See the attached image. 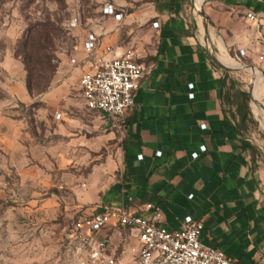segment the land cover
<instances>
[{"label":"crops","instance_id":"1","mask_svg":"<svg viewBox=\"0 0 264 264\" xmlns=\"http://www.w3.org/2000/svg\"><path fill=\"white\" fill-rule=\"evenodd\" d=\"M106 2L121 19L99 8L97 21L81 28L78 42L60 53L61 83L54 93L67 97L72 86L80 93L81 74L94 69V55L86 57L82 48L89 31L102 45L118 54L132 53L152 70L135 91L121 130L96 111L98 126L118 135L119 172L98 194L94 183L78 191L69 226L103 207L137 210L152 204L168 228L178 227L186 215L202 222L203 241L222 249L235 264H264V176L250 150L241 147L240 136L228 128L220 99L221 68L209 55L210 49L218 58L224 54L232 67L248 66L245 60L256 63L263 40L245 13L262 9L264 0H202L198 8L204 18L195 0L190 5L187 0ZM155 21L157 28L152 27ZM238 48L248 52L241 62L236 60ZM10 91L20 99L28 95L22 83ZM106 237L110 253L131 256L136 240L127 229L112 226L99 233Z\"/></svg>","mask_w":264,"mask_h":264},{"label":"rangeland","instance_id":"2","mask_svg":"<svg viewBox=\"0 0 264 264\" xmlns=\"http://www.w3.org/2000/svg\"><path fill=\"white\" fill-rule=\"evenodd\" d=\"M106 1L0 0V264H70L63 236L78 191L94 183L98 194L118 175L117 133L98 126V112L85 106L76 86L67 97L54 93L61 83L60 53L78 42L81 28L97 21ZM75 13L81 24L68 30ZM245 62L262 74L254 97L264 104V72L257 62ZM235 76L248 91L253 74L242 70ZM28 78L45 90L29 92ZM18 83L25 99L10 91ZM249 106L255 124L247 135L264 176V115L260 109L256 114L251 97Z\"/></svg>","mask_w":264,"mask_h":264},{"label":"built area","instance_id":"3","mask_svg":"<svg viewBox=\"0 0 264 264\" xmlns=\"http://www.w3.org/2000/svg\"><path fill=\"white\" fill-rule=\"evenodd\" d=\"M102 12L120 20L121 13L115 12L112 4L105 2ZM245 18L256 28L263 40L261 49L255 54V60L264 72V7L258 11H246ZM80 25V15L73 14L67 29L72 30ZM157 28L158 22H152ZM86 57L94 55V69L84 72L79 78V90L85 106L100 112L121 130L125 114L134 105V93L141 80L151 73L152 67L138 62L128 52L118 54L108 45H102L96 34L87 32L82 41ZM248 56L244 48H238L236 60L241 62ZM75 63V59L70 60ZM192 89L193 84L189 83ZM193 98L194 93H188ZM205 128V124L200 125ZM205 150V145L199 147ZM161 152L157 151L156 155ZM198 152L191 154L196 158ZM138 159L142 154L137 155ZM192 197V194L189 195ZM163 213L152 204H145L134 210L127 207L107 206L89 211L75 219L64 231V253L70 264H235V260L222 249L205 243L202 239L203 224L191 215L182 218L179 226L168 228L163 223ZM118 226L129 231L136 243L130 247L128 259L118 257L108 251V238H99L102 230Z\"/></svg>","mask_w":264,"mask_h":264},{"label":"trees","instance_id":"4","mask_svg":"<svg viewBox=\"0 0 264 264\" xmlns=\"http://www.w3.org/2000/svg\"><path fill=\"white\" fill-rule=\"evenodd\" d=\"M28 55L29 54H27L25 58L26 67L27 61L29 60V58H27ZM213 64L219 68L217 65H215V63ZM220 70V99L222 104V112L224 113V116L227 120L228 128L234 130L240 136L241 147L243 149L250 150L251 159L255 161L254 147L247 135L250 125L255 124L249 106V93L246 89H243L239 86V81L235 76L237 73H239V71ZM28 73H31L29 67ZM30 78H28L26 82L28 91L33 92L34 89H36L37 93H42L46 87L40 88L39 85L32 84Z\"/></svg>","mask_w":264,"mask_h":264},{"label":"bare ground","instance_id":"5","mask_svg":"<svg viewBox=\"0 0 264 264\" xmlns=\"http://www.w3.org/2000/svg\"><path fill=\"white\" fill-rule=\"evenodd\" d=\"M202 0H195V5L196 7L198 8L200 3H201ZM213 44V43H212ZM224 55V54H223ZM219 56L220 60L226 64V65H229L230 64V61L228 60L227 56ZM225 58V59H224ZM237 64V63H236ZM235 64V65H236ZM248 71L253 74V79H252V82H253V88H252V97H253V101L254 103L256 104V107H258L256 109V114H258L259 112V109L262 111L263 115H264V107H262V104L260 102H258L255 97H254V88H255V82H256V78L258 79V81L260 82V84H262V74L260 72H258V70H256L255 68H248ZM255 76V77H254ZM259 85V84H258ZM263 85V84H262ZM260 86V85H259ZM259 90V89H258ZM261 92L263 93L264 92V88L261 87ZM262 96V94H261ZM261 127L264 128V119H263V125H261Z\"/></svg>","mask_w":264,"mask_h":264},{"label":"water","instance_id":"6","mask_svg":"<svg viewBox=\"0 0 264 264\" xmlns=\"http://www.w3.org/2000/svg\"><path fill=\"white\" fill-rule=\"evenodd\" d=\"M197 11L199 12V14L204 18L202 12L199 10V8H197ZM209 55H210V58L211 60L218 66L220 67L221 69L223 70H228V71H241V70H245L247 69L248 67H251V68H254V66L250 65V66H244V67H232V66H228L226 64H224L217 56L216 54L214 53V51L212 49H210L209 51ZM253 79V77H252ZM253 82H251V84L249 85L248 87V93L252 99V101L254 100L253 97H252V88H253ZM260 102V101H259ZM262 104V107H264V104L262 102H260Z\"/></svg>","mask_w":264,"mask_h":264}]
</instances>
